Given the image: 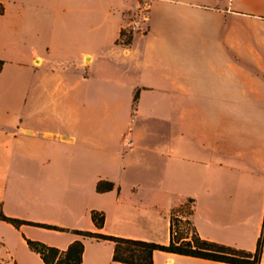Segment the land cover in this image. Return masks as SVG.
Returning a JSON list of instances; mask_svg holds the SVG:
<instances>
[{
  "label": "crops",
  "instance_id": "0c3cea01",
  "mask_svg": "<svg viewBox=\"0 0 264 264\" xmlns=\"http://www.w3.org/2000/svg\"><path fill=\"white\" fill-rule=\"evenodd\" d=\"M0 211L63 229L169 242L192 199L197 233L253 251L264 228V0H0ZM142 7L145 33L122 28ZM114 189L97 192V181ZM104 213L97 228L90 210ZM2 264H81L113 243L31 225ZM261 262L264 264V233ZM153 264H229L153 252Z\"/></svg>",
  "mask_w": 264,
  "mask_h": 264
},
{
  "label": "trees",
  "instance_id": "16d2710c",
  "mask_svg": "<svg viewBox=\"0 0 264 264\" xmlns=\"http://www.w3.org/2000/svg\"><path fill=\"white\" fill-rule=\"evenodd\" d=\"M3 12V6L0 4V14ZM0 60V69L2 67ZM114 189V183L111 181L99 179L96 184V191L103 193ZM192 199H187L183 204L174 207L170 211V229L169 242L159 244L154 241L141 240L137 238L118 237L116 235L101 234L99 232L81 231L79 229H63L62 227L46 225L25 221V219L8 217L0 211V220L6 221L14 228L20 225H31L44 227L45 229L70 231L73 234L80 235L84 239H95L99 241H109L113 243L112 259L120 264H153V252H169L177 255L192 256V258L208 259L216 262L229 264H263L261 262V251L263 250V231L256 242V248L249 251L246 248L232 246L230 244L211 241V239L201 237L189 215L193 211L192 206L186 212L184 220L179 216L186 208V203L192 204ZM90 218L97 228L104 227V213L97 209L90 210ZM186 229L180 231L181 227ZM27 247L38 253L44 264H81L84 250V242L76 239L62 250L55 246L46 245L43 241L25 238Z\"/></svg>",
  "mask_w": 264,
  "mask_h": 264
},
{
  "label": "built area",
  "instance_id": "2783aa9c",
  "mask_svg": "<svg viewBox=\"0 0 264 264\" xmlns=\"http://www.w3.org/2000/svg\"><path fill=\"white\" fill-rule=\"evenodd\" d=\"M147 16L142 7H140L133 18L122 28L120 40L123 44H127L135 33H145ZM1 246V245H0ZM3 260L0 258V264Z\"/></svg>",
  "mask_w": 264,
  "mask_h": 264
},
{
  "label": "rangeland",
  "instance_id": "374dc122",
  "mask_svg": "<svg viewBox=\"0 0 264 264\" xmlns=\"http://www.w3.org/2000/svg\"><path fill=\"white\" fill-rule=\"evenodd\" d=\"M190 206H191V204L189 202H187L186 208L181 213H179V216L182 217V220H184V217L186 216V212L189 210ZM184 229H186V227L182 226L180 231H184ZM0 234H3L4 236H8L12 240H14L15 233H11L9 231H6V228H4L2 226H0Z\"/></svg>",
  "mask_w": 264,
  "mask_h": 264
}]
</instances>
